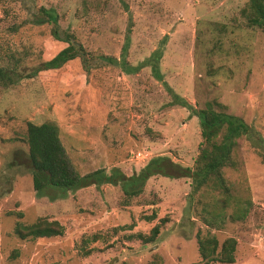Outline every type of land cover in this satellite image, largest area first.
<instances>
[{
  "label": "rangeland",
  "instance_id": "374dc122",
  "mask_svg": "<svg viewBox=\"0 0 264 264\" xmlns=\"http://www.w3.org/2000/svg\"><path fill=\"white\" fill-rule=\"evenodd\" d=\"M246 3L0 0V264H264V31L247 25ZM38 7L56 15L85 59L34 72L65 45L48 23L31 22ZM213 101L248 130L222 167L226 189L192 192L176 166L192 168L201 140L195 111ZM26 121L53 122L80 175L100 168L116 178L35 195ZM153 157L167 158L173 176L130 178ZM37 218L56 220L62 233H14ZM156 224L155 240L141 243L137 234ZM196 233L214 236L217 249L233 237V262L201 261Z\"/></svg>",
  "mask_w": 264,
  "mask_h": 264
},
{
  "label": "trees",
  "instance_id": "16d2710c",
  "mask_svg": "<svg viewBox=\"0 0 264 264\" xmlns=\"http://www.w3.org/2000/svg\"><path fill=\"white\" fill-rule=\"evenodd\" d=\"M38 13H32L31 22L34 24L48 23L51 26L50 35L65 45L61 47L49 59L43 60L34 69L40 70L57 69L65 62L74 58L85 59L86 52L72 33L59 28L56 15L52 12L38 7ZM242 13L249 26H255L264 31V0H247ZM157 57H152L150 70L156 79H160L158 72ZM216 106L219 110L214 109ZM224 105L219 102H207L204 107L196 109L195 116L200 127V138L198 153L193 160V166L178 167L176 175L188 176L191 179L190 187L194 192L201 186L211 185L220 190H225V180L222 175V167L231 165L230 150L235 145L234 139L248 130L246 123L239 117L226 113L222 110ZM222 132L220 140H216ZM25 143L27 145L26 161L27 169L31 175L32 188L37 196H54L51 192H64L76 190L77 188L90 184L109 182L114 180V170L109 176L104 174L100 168L80 175L71 166L67 159L64 147L58 136L57 126L53 122L44 121L39 124L26 121ZM264 162V155L261 156ZM169 162L165 157H153L141 168L137 176H130L140 181L153 174L173 176L166 170L165 163ZM172 164V163H169ZM173 165V164H172ZM126 194L136 191L124 190ZM154 214L146 215L145 219H152ZM164 222V218L159 219ZM159 225L151 227L148 236L137 234L141 243L155 240ZM14 233L20 238L51 237L60 235L62 227L56 220L47 221L37 218L27 225L17 224ZM196 247L200 260L208 262H233V251L235 239L225 238L217 249V240L212 235L200 237L196 233ZM94 241V240H92ZM148 264H160L159 259H151Z\"/></svg>",
  "mask_w": 264,
  "mask_h": 264
}]
</instances>
